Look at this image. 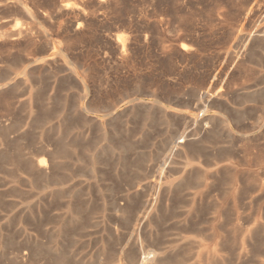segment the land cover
Segmentation results:
<instances>
[{
  "label": "rangeland",
  "instance_id": "rangeland-1",
  "mask_svg": "<svg viewBox=\"0 0 264 264\" xmlns=\"http://www.w3.org/2000/svg\"><path fill=\"white\" fill-rule=\"evenodd\" d=\"M139 251L264 264V0H0V264Z\"/></svg>",
  "mask_w": 264,
  "mask_h": 264
},
{
  "label": "bare ground",
  "instance_id": "bare-ground-1",
  "mask_svg": "<svg viewBox=\"0 0 264 264\" xmlns=\"http://www.w3.org/2000/svg\"><path fill=\"white\" fill-rule=\"evenodd\" d=\"M189 139V138H188ZM187 141V139H186V136H182L181 137V140H180V142H184V143H188V142H186ZM43 147V146H42ZM49 150V148H48V146L47 145H45L44 147H43V149H42V152L43 153H46L47 151ZM55 156V155H54ZM53 157V156H52ZM44 158V157H43ZM54 158V157H53ZM38 166L39 167H44L45 166V159H40V161L38 162ZM142 250H143V248H142ZM138 251V250H137ZM139 253L140 254H142V260L140 261V264H159L160 263V261L158 260V257H157V253H154V251L153 252H147V251H142V253L139 251ZM153 253V254H152ZM135 255H136V253H135ZM141 258V257H140ZM140 258H137V259H140ZM136 258L134 257V260H135ZM132 260V259H131ZM134 260H132V261H134ZM60 264H68V262L67 261H65V260H61L60 261ZM138 264V263H137Z\"/></svg>",
  "mask_w": 264,
  "mask_h": 264
}]
</instances>
